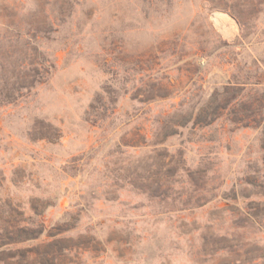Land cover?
<instances>
[{
    "label": "rangeland",
    "instance_id": "1",
    "mask_svg": "<svg viewBox=\"0 0 264 264\" xmlns=\"http://www.w3.org/2000/svg\"><path fill=\"white\" fill-rule=\"evenodd\" d=\"M0 13L13 15L23 29L50 23L58 30L42 39L53 42L44 47L56 59L47 83L37 87L30 105L0 124V171L5 192L16 201L24 204L44 191L55 195L57 205L47 212L52 222L65 211L88 208L78 229L95 225L101 243L73 253L66 264H264L259 131H230L220 120L202 129L189 124L167 138L170 128L154 122L183 98H190L184 113L192 107L195 113L200 97L230 82L264 94V0H0ZM216 13L223 15L220 23ZM161 85L169 87L171 96L138 102ZM103 91L110 92L117 107L118 118L110 127L85 121L96 95L108 96ZM184 115L176 120L184 122ZM34 117L58 128L60 140L30 141L26 133ZM139 130L146 133L145 144L164 141L176 163L162 170L160 158L166 153L149 155L147 149L121 147L110 154L113 145L128 140L126 134ZM179 153L192 179L210 168L214 187L228 195L236 191V199L162 215L122 181L118 184L124 188L107 196L117 200L104 199L112 180L109 171L162 182L165 172L177 166ZM191 178L184 174L169 183L179 179L171 186L190 192ZM227 206L229 211L213 210ZM203 236L202 259L196 253ZM213 247L219 252L211 257Z\"/></svg>",
    "mask_w": 264,
    "mask_h": 264
},
{
    "label": "trees",
    "instance_id": "2",
    "mask_svg": "<svg viewBox=\"0 0 264 264\" xmlns=\"http://www.w3.org/2000/svg\"><path fill=\"white\" fill-rule=\"evenodd\" d=\"M57 31L50 23L39 28L23 29L13 15L0 13V124L10 122L20 110L30 105L35 99L37 87L46 84L55 70L56 59L54 55L47 53L44 47L45 44L53 42L44 43L42 39L48 40V35ZM103 92L108 96L96 95L85 111V121L99 127H104L107 122V126L110 127L118 118L117 107L115 98L109 96L110 92ZM169 92L168 86L161 85L158 86L157 91H149L145 99L138 100V102L164 99L171 96ZM189 99L183 98L173 103L171 112L158 115L154 119L155 123H163L170 128L171 131L167 134V138L175 136L179 129H184L189 124L193 128L202 129L223 120V124L230 127V131L233 129L258 130L264 145V94L259 93L256 87L245 89L239 83L230 82L220 89H215L207 98L200 97L195 113L193 107L190 112L184 113L190 103ZM180 115L185 116L184 122L176 120V117ZM33 121L34 124L26 133L30 141L54 144L60 140L61 132L58 128L35 117ZM128 122L124 121L123 126H127ZM126 137L127 141L113 145L110 154L115 150V153H118L121 147L147 149L148 151L144 153L149 155L166 153V155H160L159 167L162 170L176 163L174 153L169 154L168 147L163 145L164 141L145 144L141 139L145 140L146 133L140 130L135 134H126ZM207 141L212 140L207 139ZM178 159L175 169L169 175L167 170L165 172L167 176L164 175L166 179L162 182L155 181L153 178L149 179V176L144 174L138 175L134 180L132 175L126 177L109 171L112 180L111 184L107 185L108 189L104 199L108 202L117 200L114 196H107L124 188L119 186V181L125 183L137 194L146 196L148 202L157 206L158 213L162 215L200 209L213 202H219L221 199L229 201L236 199V191L232 190V195H228L226 191L221 192L218 191V187H214L210 177L214 174L212 169L207 168L203 172H196L198 179H192V171H190V166H187L182 153H179ZM62 171L68 175L65 168ZM184 174L191 178L192 182H189V186L192 190L190 192L181 186H171L173 183L180 184L179 179L169 183V178L180 176L182 180ZM74 175L75 173L70 172L69 176ZM4 181L0 171V264H66L65 261L73 253L76 254L80 249L86 250L88 247L101 243L96 237L95 225L86 226L83 230L78 229L80 216L81 214L86 215L88 208L84 210V207H78L79 209L74 212L65 211L60 219L52 222L47 219V212L57 205L55 195L44 191V196L30 195L23 204L5 192ZM18 182L22 183L21 180ZM153 184H156V187H153ZM246 184L254 185L251 182H246ZM88 195L91 199H95L93 194ZM121 205L129 207V204ZM134 208L137 206H130L129 209ZM213 210L229 211L230 207H215ZM108 228L114 229L113 226H108ZM193 230L196 228L194 227ZM202 240L201 250L199 249L196 254L203 259V255L206 254L203 248L204 236ZM124 244L128 242L125 241ZM132 246L130 242L127 250L130 251ZM209 252L208 255L214 257L219 251L213 247Z\"/></svg>",
    "mask_w": 264,
    "mask_h": 264
},
{
    "label": "bare ground",
    "instance_id": "3",
    "mask_svg": "<svg viewBox=\"0 0 264 264\" xmlns=\"http://www.w3.org/2000/svg\"><path fill=\"white\" fill-rule=\"evenodd\" d=\"M214 19H215V21L218 23H220V20L222 19V17H223V15H221V14H219V13H216V14H214ZM224 21V20H223Z\"/></svg>",
    "mask_w": 264,
    "mask_h": 264
}]
</instances>
